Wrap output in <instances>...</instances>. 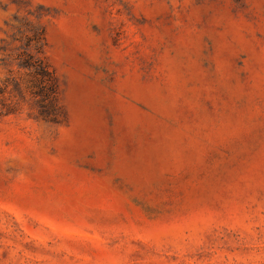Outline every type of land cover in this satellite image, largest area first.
Returning a JSON list of instances; mask_svg holds the SVG:
<instances>
[{
    "label": "rangeland",
    "instance_id": "obj_1",
    "mask_svg": "<svg viewBox=\"0 0 264 264\" xmlns=\"http://www.w3.org/2000/svg\"><path fill=\"white\" fill-rule=\"evenodd\" d=\"M0 264H264V0H0Z\"/></svg>",
    "mask_w": 264,
    "mask_h": 264
},
{
    "label": "trees",
    "instance_id": "obj_2",
    "mask_svg": "<svg viewBox=\"0 0 264 264\" xmlns=\"http://www.w3.org/2000/svg\"><path fill=\"white\" fill-rule=\"evenodd\" d=\"M27 66L35 68L38 75H41L43 77H46L48 75L46 66L44 65L42 60H35L33 56H29Z\"/></svg>",
    "mask_w": 264,
    "mask_h": 264
}]
</instances>
